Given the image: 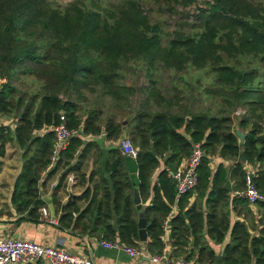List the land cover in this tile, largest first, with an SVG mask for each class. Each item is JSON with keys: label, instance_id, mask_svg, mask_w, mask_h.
<instances>
[{"label": "trees", "instance_id": "trees-1", "mask_svg": "<svg viewBox=\"0 0 264 264\" xmlns=\"http://www.w3.org/2000/svg\"><path fill=\"white\" fill-rule=\"evenodd\" d=\"M94 6L97 9L82 0L64 7L51 0H0V115L16 117L14 128L0 125V157L8 143L20 149L22 164L11 193L18 221L40 219L38 210L45 202L39 181L50 163L54 142L53 133L45 129L58 123L61 113L68 128L80 129L84 135L104 131L107 138L116 139L121 134L122 127L113 119L102 126L95 110L85 118L80 116L78 103L70 97L73 90L99 85L113 100L124 98L122 90L127 88L121 90L118 79L130 59L145 63L151 83L155 81L151 73L158 65L174 70L208 69L217 95L227 104L244 107L238 120V129L247 132L244 139L239 141L227 115L203 111L186 115L173 110L170 100L162 109L138 110L129 127L131 142L138 148L137 176L129 173L127 157L119 148L97 149L99 160L95 162L100 168L87 176L95 182L81 196H72L58 206L63 207L59 226L137 246L138 217L133 203L137 186L141 201L147 203L143 210L145 246L151 254L162 252L163 221L176 204L178 212L169 221L175 256L195 264H264V228L250 237L244 222L231 224L225 211L229 181L234 182L232 189L244 188V163L264 161L261 0H206L196 14L195 30H175L165 41L160 25L151 23L144 13L141 0H121L108 8ZM17 72L32 74L37 81L22 89L16 83ZM151 88L150 93L156 92L162 100L161 93ZM193 143H200L204 151L197 168L198 183L175 199V186L166 168L176 170L190 155ZM94 145L79 136L69 139L47 172L50 176L59 169L68 170L54 192L64 186L68 173L76 174L78 182L85 181L81 164ZM217 154L224 160L240 158L242 162L230 173L222 162L212 170L211 159ZM259 178L254 179L257 188ZM194 193L196 198L190 203ZM81 198L87 200L82 208L78 204ZM205 226L215 242L222 241L230 230L231 242L219 258L203 238Z\"/></svg>", "mask_w": 264, "mask_h": 264}, {"label": "crops", "instance_id": "crops-1", "mask_svg": "<svg viewBox=\"0 0 264 264\" xmlns=\"http://www.w3.org/2000/svg\"><path fill=\"white\" fill-rule=\"evenodd\" d=\"M86 116H83L85 118ZM132 120V119H131ZM129 125L127 124V130L132 126L133 121ZM16 117H5L0 115V125H9L10 127H15ZM126 123V120L125 122ZM124 126V125H123ZM236 130V129H235ZM125 129H121V134L116 139H109L105 136V132L102 131L100 134H87L81 136V139L86 141H92L95 143L93 147L90 148L86 157L83 159L81 164V172L85 173V181L77 182L75 178L77 175L74 173L73 183H69L67 180V176L64 180V186L60 188L57 192H54L55 186L57 185L60 174L63 171L62 169L57 170L54 174L48 176L47 172L50 171L51 168H47L45 171L41 173V178L39 181V188L41 185L47 184V189H40L41 198L44 200L45 204L44 208H46V215L42 214L41 208H39L38 213L40 215V219L38 222H32L28 220L18 221L19 213L16 211L15 206L11 203V193L13 183L15 181L16 176L18 175L22 159L20 149L14 143H8L5 146V154L3 157H0L2 161L0 167V226L2 232L9 237L21 238L30 241H34L37 243H41L44 245H50L62 249H68L72 253L81 254L87 258H89L93 264H156L150 261L151 254L145 246V242L139 241L136 247L142 250V255L136 258L130 257L125 251L120 248H105L99 243L101 240L99 237H96L91 234L81 233L79 230H75L70 228H62L59 226V215L63 211V207H58L60 204H64L69 198L72 196H81L83 191L89 186L92 187L95 181H88L87 176L93 169H99V163L95 160H99L97 156V149L106 150L110 147H117L118 143L121 139L125 138L124 136ZM42 132V131H41ZM44 132V131H43ZM247 133V132H246ZM129 135V130H128ZM241 141V140H239ZM17 152L18 160L17 164L14 168L9 167L8 161L10 160L8 157L9 151ZM120 150V149H119ZM127 157V169L129 173L136 177L137 176V164L136 158L126 156ZM135 160L130 161V159ZM186 159V158H185ZM185 159L182 161L184 163ZM219 162H222L223 165L229 170L233 168L235 164L238 162H242L240 158H233L229 160H224L218 154L213 156L211 159V169L214 170ZM245 167H252L255 170L254 179L259 178V190L264 192V161L256 162V163H244ZM158 173V169L154 171L152 175V182L155 181L156 175ZM260 174V175H259ZM52 178V179H50ZM98 178V177H97ZM170 178V177H169ZM171 179V178H170ZM134 182V181H133ZM234 182L229 181V186L231 187L229 198L227 199V205L225 207V211L229 213L230 223L232 224L235 220H241L247 226V231L252 236H257L264 228V206H260L256 204H250L247 200H245L241 196H237L234 192L236 190L241 189H232V185ZM256 185V184H255ZM257 187V186H256ZM46 190V191H45ZM62 192L64 195L62 196ZM141 198V197H140ZM196 198V194L190 198V203ZM235 198V201L232 199ZM176 199V197H175ZM239 199H244L245 201L239 202ZM149 199L147 200V202ZM87 200L81 198L78 200V204L80 207H84ZM142 203V209L147 205V203ZM204 212H206V208L204 205V199L202 201ZM137 217H138V210ZM178 212V208L176 204L172 206L171 212L169 215L172 218ZM53 220L55 222H53ZM138 220V219H137ZM147 221V220H146ZM170 222H169V233L163 239L164 247L162 250H165L171 256H175L176 254L173 252V247L171 245V237H170ZM203 238L208 242L209 246L213 249L215 253V257L219 258L222 255L224 247L231 242L230 230L225 232V236L222 241L215 242L208 235L207 228L205 226L203 230ZM163 237V236H162ZM193 261V260H192ZM25 264V263H20ZM31 264H50L46 260H38ZM254 264V263H253Z\"/></svg>", "mask_w": 264, "mask_h": 264}, {"label": "rangeland", "instance_id": "rangeland-1", "mask_svg": "<svg viewBox=\"0 0 264 264\" xmlns=\"http://www.w3.org/2000/svg\"><path fill=\"white\" fill-rule=\"evenodd\" d=\"M51 1L54 5L64 7L74 0ZM82 1L94 9H97L94 4L99 5L100 8H108L121 2V0ZM204 1L206 0H141V5L151 23L160 25L162 38L165 41L173 36L175 30H195L197 25L196 14L199 7L204 5ZM261 3L264 7V0H261ZM122 69V76L118 82L123 84L121 90L127 88L122 90L124 98L113 100L99 85H91L80 91L73 90L71 92L70 97L72 96L78 103L80 116H86L90 110H95L97 120L102 126L108 119H113L126 130L124 131L125 138L131 140L130 135H128L127 124L130 123L137 111L162 109L165 102L170 100L174 103L172 105L173 110L186 115L199 111L208 114L227 115L231 118L232 129H238V120L243 115L244 107L240 104H227L223 98L217 95L216 90L211 86L213 75L208 69L187 67L182 70H174L161 68L158 65L151 73L155 79L153 83L150 82V75L145 63L140 60L130 59ZM20 73L17 72L16 83L22 89L29 88L34 80L37 81L32 74ZM150 86H152L151 90L161 93L162 100L159 99L156 92L150 93ZM210 90L214 92L211 93ZM62 97L65 98V95L62 94ZM125 120L126 123H124ZM8 157H10L9 167L14 168L18 160L17 152L10 150ZM129 159L135 162V160ZM76 179L78 182V177L75 178V181ZM48 182L43 186L41 185L40 189H47ZM61 195L63 196L64 193L62 192Z\"/></svg>", "mask_w": 264, "mask_h": 264}, {"label": "built area", "instance_id": "built-area-1", "mask_svg": "<svg viewBox=\"0 0 264 264\" xmlns=\"http://www.w3.org/2000/svg\"><path fill=\"white\" fill-rule=\"evenodd\" d=\"M242 112V111H239ZM244 113V111H243ZM46 130H50L54 136L50 163L48 169L52 168L59 159L60 152L66 147L70 138L83 136L80 129H70L67 127L66 118L60 114L58 123L49 125ZM121 153L133 158L137 157L138 148L129 138H123L118 143ZM204 155L200 143H193L191 153L186 157L176 170L166 168L168 176L172 179L175 186V197L193 190L198 183L197 168ZM255 170L248 166L244 171V188L236 190L237 196L243 197L250 204L264 203V192L260 191L254 182ZM69 183H73L74 176H67ZM42 214L46 215V208H41ZM53 222H55L53 220ZM163 237L169 233V215L163 221ZM105 248H120L130 257L136 258L142 255V250L136 246H128L118 240H99ZM38 260H46L50 264H93L92 261L77 253H72L68 249H62L50 245H44L34 241L6 236L0 226V264H31ZM150 261L156 264H195L192 260H187L182 256H171L165 250L159 254L150 256Z\"/></svg>", "mask_w": 264, "mask_h": 264}, {"label": "water", "instance_id": "water-1", "mask_svg": "<svg viewBox=\"0 0 264 264\" xmlns=\"http://www.w3.org/2000/svg\"><path fill=\"white\" fill-rule=\"evenodd\" d=\"M246 134H247L246 132H241L239 129L235 130V135L239 138V140H243ZM67 171H68L67 169L63 170L60 175L61 176L64 175ZM133 203L135 205V208L139 211L138 220H137L139 241L145 242L147 240V231H146L147 221L142 209L141 198L137 186H135L133 190Z\"/></svg>", "mask_w": 264, "mask_h": 264}]
</instances>
